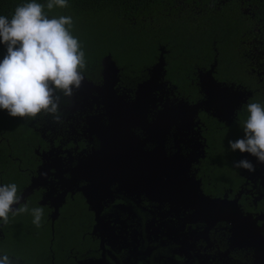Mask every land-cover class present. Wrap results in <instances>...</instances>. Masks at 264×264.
<instances>
[{"label":"flooded vegetation","instance_id":"flooded-vegetation-1","mask_svg":"<svg viewBox=\"0 0 264 264\" xmlns=\"http://www.w3.org/2000/svg\"><path fill=\"white\" fill-rule=\"evenodd\" d=\"M143 49L135 65L111 55V91L101 87L105 55L87 62L81 88L61 99L60 122L0 109V185L15 183L20 195L32 186L22 200L29 212L0 221V255L18 264H264V163L229 144L243 138L232 127L253 90L218 78L216 61V81L251 92L231 122L220 120L200 85L216 57L202 65L205 56L189 52L184 61L160 43L145 62ZM173 61L187 70L179 83ZM126 103L135 118L125 121ZM245 159L254 173L235 167ZM38 207L41 227L31 214Z\"/></svg>","mask_w":264,"mask_h":264},{"label":"trees","instance_id":"trees-1","mask_svg":"<svg viewBox=\"0 0 264 264\" xmlns=\"http://www.w3.org/2000/svg\"><path fill=\"white\" fill-rule=\"evenodd\" d=\"M29 2L32 0H0V15L11 19L18 5ZM36 2L45 6L44 11L49 17L71 16L73 36L81 38L85 37L83 34H89L91 40H79L86 44L83 48L87 49L82 50L89 65L108 53L120 65H135L142 47L140 59L146 62L158 53V44L162 43L170 55H183L184 61L189 52L203 54L202 65L216 57L217 77L252 89L251 103L264 106V76L260 79L249 73V61L244 56L252 45L255 46L254 27L264 29V0H228L218 8L209 7L208 0H183L188 6L202 7L198 14L187 10L185 15L177 13L173 0H67V8L54 7L51 11L46 7L48 0ZM167 24L172 28L166 32ZM114 31L123 38L107 44L105 38L114 36ZM249 41L253 42L251 46ZM6 54L7 47L0 42V60ZM182 66L180 61L170 63L169 75L178 83L187 73ZM246 111L247 106L239 114L240 120L234 128L243 137L242 123L249 115L244 113Z\"/></svg>","mask_w":264,"mask_h":264},{"label":"clouds","instance_id":"clouds-1","mask_svg":"<svg viewBox=\"0 0 264 264\" xmlns=\"http://www.w3.org/2000/svg\"><path fill=\"white\" fill-rule=\"evenodd\" d=\"M46 7L49 11L67 8L68 2L48 0ZM44 8L32 0L18 5L11 19L0 15V42L7 47L0 60V109L12 117L35 120L43 115L60 122L61 99L74 96L81 88L87 61L81 42L72 35V17H49ZM247 112L242 123L244 137L229 144L233 151L250 153L264 163V106L248 103ZM235 167L256 171L247 159L236 162ZM28 212L15 183L0 185V221L7 224L9 214ZM31 214L33 224L41 227L43 208H33ZM0 264H18V258L0 255Z\"/></svg>","mask_w":264,"mask_h":264},{"label":"water","instance_id":"water-1","mask_svg":"<svg viewBox=\"0 0 264 264\" xmlns=\"http://www.w3.org/2000/svg\"><path fill=\"white\" fill-rule=\"evenodd\" d=\"M216 61L217 60L215 58L211 68L205 72L200 73V85L202 87V91L207 96V100H205L204 103L206 104V107H209V108L212 105H214V108H216L220 113V114L216 113L215 116H217L220 120L231 122L234 117V112L236 108L240 107L243 103L248 101V98L251 96V92L238 90V88L234 89L233 85L228 86L222 82L216 81L212 75L213 69L217 64ZM163 66H164V57H163V49H161L160 59L157 61V64L153 70L156 80H157V77L160 74H162ZM102 68H103L102 75L104 79V85L101 87L105 88L106 86H108V89H104V91H107V90L111 91L110 88H113V85L116 82V73H117L118 68L115 66V63L110 53L103 56ZM146 83L147 84L150 83L149 80ZM217 91H221L222 94H220V97L216 99L217 100L216 102L215 94ZM223 93L230 96V101L224 100V98L227 96H225ZM104 102H105L104 104L107 103V98L105 96H104ZM134 111L135 109H134L133 103H126V107L124 108L121 117H123L125 121L129 119L128 118L129 116L135 118ZM160 148H161V145L159 146V149ZM31 188L32 186L29 187L27 190H25V192L22 194V200L27 195V193L31 190Z\"/></svg>","mask_w":264,"mask_h":264},{"label":"rangeland","instance_id":"rangeland-1","mask_svg":"<svg viewBox=\"0 0 264 264\" xmlns=\"http://www.w3.org/2000/svg\"><path fill=\"white\" fill-rule=\"evenodd\" d=\"M228 0H208V6L209 7H213V8H218L220 5H222L223 3L227 2ZM175 10L177 11V13L181 14V15H185L187 10H193L194 13L198 14L201 12V8L202 7H193L192 6H188L187 4L182 3V0H175ZM244 13H247V10L243 11ZM66 16V15H64ZM86 31V30H85ZM85 31H83L82 33H84ZM114 36H108L106 37L105 41L107 44H110L116 40H120L123 38L122 35L116 33ZM254 32L256 33L257 39H255L254 44L255 46L252 45V48L249 52H247V59L250 62V65H252V68L254 69V73L256 76H258L260 79H262V77L264 76V29H259L258 26L254 27ZM99 33V32H97ZM85 37H81L78 38L77 35L75 37H77L79 40H91L90 36L88 33L83 34ZM102 41V40H100ZM253 43V42H252ZM251 43V44H252ZM82 48L84 45L86 44H81ZM135 48V46H134ZM87 48H83V50H86ZM127 50V49H126ZM128 52V51H127ZM129 53V52H128ZM249 57V58H248ZM213 64V63H212ZM212 66V65H211ZM210 66V68H211ZM209 68V69H210ZM215 70V67L213 69V71ZM115 85V84H114ZM237 89V88H235ZM238 90H243V91H249L248 89H244V88H238ZM233 129L235 128V126L232 127Z\"/></svg>","mask_w":264,"mask_h":264}]
</instances>
